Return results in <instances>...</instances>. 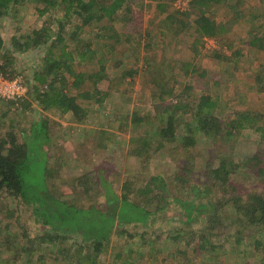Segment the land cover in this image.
Listing matches in <instances>:
<instances>
[{
    "label": "rangeland",
    "instance_id": "obj_1",
    "mask_svg": "<svg viewBox=\"0 0 264 264\" xmlns=\"http://www.w3.org/2000/svg\"><path fill=\"white\" fill-rule=\"evenodd\" d=\"M158 3V0H131L132 12L136 15L135 23L142 30L151 28L157 33L160 27L165 25V28H170L171 31L165 32V35H168L166 41L162 40L163 35H158L165 45L156 49L155 59L148 63L143 60L140 63L142 67L139 74L124 80L122 73L127 68L116 69L115 64L120 59L130 63L124 58V52L128 47H119L113 53L109 44L105 41L99 42L96 37L97 24L82 26L76 17L67 22L64 12H55L54 9L43 17L37 9L42 5L38 7L34 1L17 6L7 16L0 18L1 33L8 49L13 35L29 33L34 27H41L43 20L49 15H54L57 19H64L66 24V40L63 43L66 52L76 55L77 51L87 47L89 55L94 57L93 60L88 57L85 62L76 59L74 71L93 72L99 68L98 62L104 57L109 76L106 79L109 82L103 85V88L105 92H109L110 97L102 104L84 103L90 111L87 120L77 122L71 114L60 117L54 111L44 113L52 121L50 123L52 142L57 146L53 149L54 153L60 152L61 155L67 156V170L63 171V175L67 174L74 178V174L87 168L91 171L93 166H103L107 169L105 171L107 182L111 184L112 189L118 191L127 177L147 181L152 176H161L162 179L169 180L171 186L174 175L187 157L185 150L180 149V145L184 136H187L188 124L193 127L198 137L197 145L191 148L196 156H207L208 151H211L216 157L233 156L237 163L264 150L261 132L252 129H245L230 138L224 137L226 134L224 130V133L217 135L218 137L214 132H212L214 137H207L203 128L206 114L199 112L201 97L209 96L217 103L212 108L213 119L225 130L226 124L235 120L238 113L252 114L259 126H264V0H220L213 3L206 14L224 26L225 30L218 38L199 37L194 25L188 26L183 33L174 36L171 32H174L178 26L177 21H180L176 19L179 18L175 16L177 12L179 10L191 12L192 18L189 21H193L194 15H198V9L192 5L193 0H179L170 5L168 11L159 13ZM124 16L123 13H118L114 23L116 30L121 34L126 30ZM73 33L77 35L73 37ZM196 41H199L197 48ZM47 49L42 47L21 55L15 67L18 76L12 80L5 78L0 71V117L6 111L7 118L25 126L34 118L35 112H41L38 102L27 94L26 83L32 82L33 73L42 68ZM235 52H240V56H235ZM222 56L225 59H222ZM61 72L64 73V70ZM65 75L68 83L67 93L77 94L75 89H69L73 82L71 73L67 72ZM16 80L24 84L26 89L24 94L21 97H4L7 90L11 91L6 83ZM87 89L82 88L83 91ZM24 104H30L31 107L25 108ZM136 116L143 121L136 122ZM168 116H173L176 121V138L179 143L163 147L159 143L158 134ZM103 131L113 134L114 137L107 149L96 151L91 142L99 139L101 136L99 132ZM83 145L88 146V149L81 148L79 153H86L82 155L85 158L91 156L86 165L71 158L70 150L76 152L79 146ZM131 145L135 148L134 152ZM136 152L141 153L139 158ZM202 161L199 162V168ZM197 177L203 180L202 174H197ZM234 177L238 178L237 183L244 188H250L255 182L254 173L249 171L234 174ZM185 191L188 190H182V193ZM101 192L102 189L98 187L95 189V195L87 194L81 197L78 207L89 208L96 201L103 204L105 199ZM171 192L174 193L173 190ZM177 192L180 193L178 188ZM100 193L101 196L96 195ZM1 202L2 205L9 204V200ZM12 205V209L6 208L0 215L6 221L0 222V264H6L9 258H17L15 264H67L63 254L57 252L59 248L66 250L65 244L59 247V243H56L52 246L49 242L43 243L36 239L38 243L35 244L36 251L33 257L25 253L20 255L16 253L19 252L22 242L28 241L27 238H19L22 233H29L36 238L42 236L46 230L43 231L39 227L37 229L29 208L26 210L22 203ZM13 211L16 213H12ZM177 211L169 212L166 219L162 218L164 223H158L156 227L158 239L153 246L148 245L155 248V253H159L157 263L149 260L146 246L135 241L132 245L133 251L131 253L125 251L127 253L124 255L122 246L124 241L134 233L142 232L141 228L138 230L128 226L130 232L120 230L123 232L119 231L121 235L117 233L114 235V231L105 242L98 259L99 264H126V260L136 261L138 264H264V231L254 233L255 229H251L250 232L254 233L252 239L249 237L242 239L239 244L235 235L237 228L230 225L229 221H226L228 227L224 233L211 239L214 249L208 247L207 251L200 254H196L193 251L194 247H188L182 240L178 242L167 240L184 227L182 222L185 219ZM224 211L231 213L232 209L226 207ZM129 213L131 215V212L127 211V217ZM136 217L140 218V215ZM130 220L131 218L126 221ZM121 221L124 223L122 217ZM84 224L89 226L91 222ZM193 230L198 233L199 227L194 225ZM182 231L186 234L187 230ZM17 233L18 239L15 237ZM160 233L164 234L161 238ZM256 242H260V245ZM87 243L92 244L91 241ZM140 246L143 251L137 254L136 248ZM184 252L186 254L183 256ZM129 255L132 257H128Z\"/></svg>",
    "mask_w": 264,
    "mask_h": 264
},
{
    "label": "trees",
    "instance_id": "obj_2",
    "mask_svg": "<svg viewBox=\"0 0 264 264\" xmlns=\"http://www.w3.org/2000/svg\"><path fill=\"white\" fill-rule=\"evenodd\" d=\"M29 1H34L38 7L42 5L37 9L43 17L54 9L55 12H64L67 22L76 17L81 21L82 26L97 24L96 37L99 42L105 41L109 44L113 53L119 47H128L124 52V58L130 63L120 59L115 64L116 69L127 68L122 73L123 80L136 77L141 70L140 63L143 60L148 63L155 59L156 49L165 45L164 41L168 36L165 32L171 31L170 28L166 29L165 25L160 27L157 33L151 28L142 30L135 23L136 15L132 12L131 0H0V18H4L17 6L25 5ZM158 1L157 11L164 13L168 11L170 5L179 0ZM219 1L193 0L192 5L198 9V15H194V20L189 21L192 18L191 12L179 10L175 16L179 17L176 19L180 21H177L178 26L171 33L177 36L188 26L194 25L199 37H220L225 30L224 26L219 25L206 14L211 5ZM118 13L125 15L124 34L118 32L114 25ZM63 20L49 15L43 20L41 27H34L26 34L13 35L10 38V49L5 47L4 35L0 29V71L10 80L18 76L15 67L21 55L42 47L48 48L42 68L33 73L32 82L26 83L27 94L38 102L41 112H35L34 118H31L29 124L25 126L7 118L6 111L0 117V215L6 208L12 209L11 207L14 206L12 204L22 203L26 210L30 209L37 229L39 227L43 231L46 230L42 236H37L38 238H33L29 233H22L19 238L24 237L28 241L22 242L19 252L16 253L19 255L25 253L33 257L36 251L35 244L38 243L36 239H39L43 243L49 242L52 246L56 243H59L57 244L59 247L65 244L66 250L59 248L57 252L63 254L67 264H99L98 259L105 242L110 239L112 233L115 231L114 235L116 233L121 235L120 232H123L120 230L130 232L127 227L131 226L138 230L141 228L142 232H136L130 237L133 239L124 241L122 244L124 255L127 253L125 251L128 253L133 251L132 245L135 241L145 245L149 260L157 263L159 253H155V248L152 247L158 239L157 224L164 223L162 218L166 219L168 213L175 210H178L185 219L182 222L184 227L179 229V233L169 236L167 240L177 242L182 240L188 247L193 246L196 254L207 251L208 247L214 249L211 239L220 237V233H224L228 227L226 221L237 228L235 235L239 244L242 239L248 237L252 239L255 232L264 231V150L237 163L233 156L216 157L211 151H208L207 156H196L191 148L197 145L198 137L189 124L186 127L187 136H184L180 145V149L185 150L187 157L174 175L171 186L169 180L162 179L161 176H152L153 178L147 181L127 177L121 190L118 191L112 189L111 184L107 182L105 175L107 169L103 166H93L91 171L87 168L74 174V178L62 174L67 170V156L61 155L60 152L54 153L53 149L57 146L52 142L50 125L52 121L44 113L54 111L60 117L71 114L77 122H83L90 117L88 106L84 103L102 104L110 97L109 92H105L103 88V85L109 82L106 79L109 76L104 57L98 62L99 68L93 72L74 71L76 59L85 62L88 57L90 60L94 57L89 55L87 47L77 51L76 55L66 52V46L63 44L66 40V24ZM103 21L106 23L100 24ZM159 34L163 35L161 37L164 41L158 36ZM76 35L77 33H73V37ZM198 44L199 41H196L195 48ZM236 55L240 56V52H235ZM221 58L225 59L224 56ZM61 70H64V73ZM67 72L71 73L73 78L69 89H75L77 94L67 93L68 83L65 75ZM83 87L88 89L83 91ZM216 105L217 103L209 96H202L200 99L199 112L206 114L203 128L207 137L213 136L212 132L216 133V136L220 135L224 130L226 133L224 137L230 138L245 129H252L261 132L264 141V126H259L252 114L238 113L235 120L226 124L225 130L213 119L212 108ZM24 106L31 107L30 104ZM137 117H135L136 122L143 121ZM176 131L177 124L174 117L168 116L158 134L160 145L167 147L168 144L179 143ZM99 133L100 138L91 142L96 151L107 149L114 137L109 132ZM83 146H79L76 152L70 150L71 158L86 165L91 156L85 158L82 155L86 153H79L81 148L88 149V146ZM131 148L134 152L135 148L132 145ZM140 155V152H136L138 158ZM201 160H203L202 166L199 168ZM242 171L254 173L255 182L250 188H244L237 183L238 178L234 177V174ZM197 174H202L203 180L197 177ZM98 187L102 189L105 202L103 204L93 202L89 208L78 207L81 197L87 194L95 195V189ZM176 187L180 193L177 192ZM182 190L188 191L182 193ZM101 193L96 195L101 196ZM1 200H9V204L2 205ZM226 207H231L232 212H225ZM127 211L131 212L129 217ZM138 214L141 219L136 217ZM227 215L229 218L226 219ZM129 218H131L130 222L126 221ZM0 222L6 221L0 217ZM84 222H91V225L88 226ZM194 225L199 227L198 233L194 232ZM181 229L187 230L186 234ZM251 229H255L254 233L250 232ZM117 230L120 232L118 233ZM18 235V233L15 235L16 239ZM159 235L160 238L164 236L162 233ZM90 241L92 244L87 243ZM150 244L151 248L148 246ZM256 244L260 245V242ZM140 251H143L141 246L136 248L137 254ZM185 254L186 252L182 255ZM16 259L9 258L6 264H15ZM125 263L138 264L130 260H126Z\"/></svg>",
    "mask_w": 264,
    "mask_h": 264
},
{
    "label": "built area",
    "instance_id": "obj_3",
    "mask_svg": "<svg viewBox=\"0 0 264 264\" xmlns=\"http://www.w3.org/2000/svg\"><path fill=\"white\" fill-rule=\"evenodd\" d=\"M6 85L11 91L7 90V92L4 93V97H21L25 92V86L20 80L8 82Z\"/></svg>",
    "mask_w": 264,
    "mask_h": 264
}]
</instances>
